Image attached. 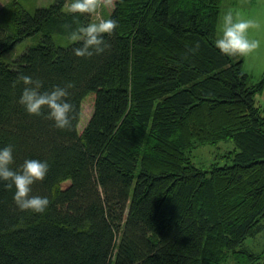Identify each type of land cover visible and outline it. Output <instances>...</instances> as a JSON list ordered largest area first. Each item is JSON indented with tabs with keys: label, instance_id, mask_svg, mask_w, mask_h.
Returning a JSON list of instances; mask_svg holds the SVG:
<instances>
[{
	"label": "trees",
	"instance_id": "trees-1",
	"mask_svg": "<svg viewBox=\"0 0 264 264\" xmlns=\"http://www.w3.org/2000/svg\"><path fill=\"white\" fill-rule=\"evenodd\" d=\"M68 3L0 5V56L41 35L0 60V148L13 146V168L50 165L31 192L48 197L44 214L0 185V264H259L242 243L263 228L264 78L250 83L243 56L215 48L220 0H102L118 27L91 58L74 56L70 33L94 14L74 18ZM24 75L74 85L69 129L25 113ZM227 139L230 162H192L197 145Z\"/></svg>",
	"mask_w": 264,
	"mask_h": 264
},
{
	"label": "clouds",
	"instance_id": "clouds-1",
	"mask_svg": "<svg viewBox=\"0 0 264 264\" xmlns=\"http://www.w3.org/2000/svg\"><path fill=\"white\" fill-rule=\"evenodd\" d=\"M102 0H69L65 12L78 18L83 14L97 13ZM118 27L112 18L101 19L99 22L79 25L70 33V40L79 43L73 49L77 58H91L102 55L110 45L106 35L111 36ZM255 24L250 20L236 18L231 10L225 12L221 19L220 36L214 41L218 51L228 57L244 56L255 50L259 42L249 39V29ZM19 82L23 85L18 103L29 116H45L57 130L71 127L69 89L74 85L69 82L65 86H54L51 90H43V82L31 76H21ZM11 144L0 148V185L13 192V202L21 212L44 214L49 208L50 201L46 196L32 195V185L42 182L49 172V162L39 159H25L19 168H13L14 156Z\"/></svg>",
	"mask_w": 264,
	"mask_h": 264
},
{
	"label": "rangeland",
	"instance_id": "rangeland-1",
	"mask_svg": "<svg viewBox=\"0 0 264 264\" xmlns=\"http://www.w3.org/2000/svg\"><path fill=\"white\" fill-rule=\"evenodd\" d=\"M11 0H0V5ZM26 10L32 12L37 7L47 6L54 0H17ZM231 10L236 18L250 20L255 24L249 29L248 36L251 40L259 42L258 47L251 53L243 56V70L249 74V82L256 83L264 78V0H220V18L217 26V37L220 36L221 19L225 12ZM103 18L101 11L93 15L92 23L99 22ZM40 33L28 36L17 42L12 49L0 56V60L10 62L27 47L36 44L40 40ZM55 41L58 35L53 36ZM58 42V41H57ZM62 44V43H61ZM256 104L264 107V89L255 95ZM91 101H84L82 104V120L80 130L91 114ZM234 142L230 139L220 140L216 143H205L197 145L191 152V160L203 170L209 169L210 165H218L230 162L228 155L234 149ZM262 230L255 236L247 237L242 246L253 252L261 253L259 264H264V218L262 219Z\"/></svg>",
	"mask_w": 264,
	"mask_h": 264
},
{
	"label": "crops",
	"instance_id": "crops-1",
	"mask_svg": "<svg viewBox=\"0 0 264 264\" xmlns=\"http://www.w3.org/2000/svg\"><path fill=\"white\" fill-rule=\"evenodd\" d=\"M250 30L254 31V29H252V28Z\"/></svg>",
	"mask_w": 264,
	"mask_h": 264
}]
</instances>
